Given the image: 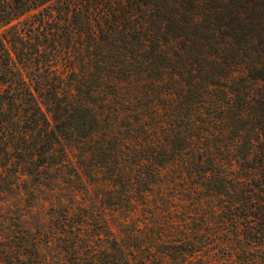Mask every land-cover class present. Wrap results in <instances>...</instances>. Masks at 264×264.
<instances>
[{
	"label": "trees",
	"instance_id": "trees-1",
	"mask_svg": "<svg viewBox=\"0 0 264 264\" xmlns=\"http://www.w3.org/2000/svg\"><path fill=\"white\" fill-rule=\"evenodd\" d=\"M0 264H264V0H0Z\"/></svg>",
	"mask_w": 264,
	"mask_h": 264
}]
</instances>
